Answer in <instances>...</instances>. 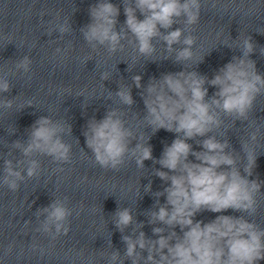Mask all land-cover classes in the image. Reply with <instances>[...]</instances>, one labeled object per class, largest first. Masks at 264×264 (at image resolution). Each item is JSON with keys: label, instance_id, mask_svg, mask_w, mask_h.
Returning a JSON list of instances; mask_svg holds the SVG:
<instances>
[{"label": "clouds", "instance_id": "1", "mask_svg": "<svg viewBox=\"0 0 264 264\" xmlns=\"http://www.w3.org/2000/svg\"><path fill=\"white\" fill-rule=\"evenodd\" d=\"M123 5L126 20L119 31L116 30L120 14L117 5L110 0H99L90 6L91 22L80 32L93 51L102 47L111 57L123 51L122 41L129 40L140 57H150L156 51L153 40L159 39L168 52L174 50L173 45L182 44L176 50L177 63L193 58L192 48L196 38L192 35V26L199 22L201 0H127V4L123 2ZM137 11L143 16L142 20L137 18ZM59 20L58 13L56 22L48 29V35L57 31L63 37L70 31V21L65 19L61 23ZM178 23L184 26L170 30ZM185 32L188 34L185 35ZM3 39L10 44L12 37L5 35ZM254 50L255 45L249 36L243 40L242 55L234 56L210 80L196 72L181 71L149 82L146 94L142 93L147 113L144 120L153 132L165 129L176 134L158 160L152 156L151 145L140 142L142 137L135 147H129L135 137L126 127L119 109H109L103 119L88 121L84 132L86 144L100 167L119 171L129 158L135 160L137 167L143 168L145 160H153L160 165L155 175L168 182L162 192L155 193L156 210L151 212L148 223L163 224L171 231L165 235V227H154L153 234L158 237L155 240L147 238L143 231L135 236H122L126 246L123 259L118 250L101 253L102 257L108 258L109 264H124V260H131V264H140L141 261L143 264H258L264 260V229L243 215H218L208 223L194 219L196 213L202 210L222 213L232 209L248 215L257 211L256 195L264 181L249 179L256 167L254 149L247 142L241 144L247 160L242 175L235 150L229 151L228 140L209 135L221 128V114L233 118L234 122L247 121L257 97L264 95V75L257 72L255 61L249 58ZM62 51L55 49L56 53ZM260 54L264 56V47H261ZM89 59H92L91 55L84 57L83 62L86 64ZM31 64V58L25 55L15 62L14 69H9V72L13 75L20 72L29 74ZM101 79H109L108 73L102 72ZM132 79L140 88L141 76L136 75ZM206 84L217 89L207 100ZM11 89L6 76L0 77V94L9 93ZM115 97L123 105L134 103L131 89L126 86H120ZM111 98L112 93L109 92ZM13 103V99H3L0 109H12ZM33 106V102L28 100L20 106V111ZM67 130L70 134L71 127L68 126ZM64 132V122L54 121L49 116L37 119L26 141L11 143V148L19 150L24 159L17 160L15 164L11 159L4 160L0 185L16 192L26 177L37 176L40 169L39 161L34 158L37 155L51 157L59 164L71 163V145L63 141ZM260 134V127L257 126L249 133V140L258 142ZM196 137H204L197 141L200 151L193 150L187 142ZM190 155L195 157L196 162L189 160ZM145 191H151V182L145 186ZM160 196H166V203L160 204ZM41 214H45V218L37 228L38 232L47 234L53 241L60 235L68 234L70 228L67 222L72 210L64 200L55 199L37 211V216ZM133 221L129 208H118L114 214L115 227L121 233L133 225ZM137 226L143 227L142 224ZM177 227L181 234L175 231ZM32 247L35 250L37 245ZM40 251L43 253L44 249ZM145 251L147 256L143 255Z\"/></svg>", "mask_w": 264, "mask_h": 264}]
</instances>
